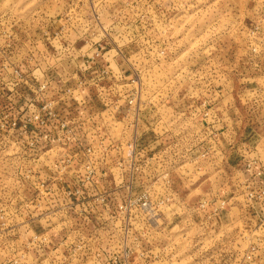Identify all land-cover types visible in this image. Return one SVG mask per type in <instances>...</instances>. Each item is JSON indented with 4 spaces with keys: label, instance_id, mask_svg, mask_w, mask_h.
Listing matches in <instances>:
<instances>
[{
    "label": "rangeland",
    "instance_id": "1",
    "mask_svg": "<svg viewBox=\"0 0 264 264\" xmlns=\"http://www.w3.org/2000/svg\"><path fill=\"white\" fill-rule=\"evenodd\" d=\"M46 82L47 96L72 85L85 113L101 102L127 112L136 96L140 146L151 123L184 187L160 180L165 153L155 164L128 154L134 118L106 119L91 139L104 154L83 153L77 111L65 138L25 129L22 102H41ZM231 130L246 147L227 145ZM249 148L264 159V0H0V264H237L245 253L264 264L261 224L242 209L250 180L230 168Z\"/></svg>",
    "mask_w": 264,
    "mask_h": 264
},
{
    "label": "built area",
    "instance_id": "2",
    "mask_svg": "<svg viewBox=\"0 0 264 264\" xmlns=\"http://www.w3.org/2000/svg\"><path fill=\"white\" fill-rule=\"evenodd\" d=\"M102 73H106V71H103ZM15 75L18 78H21V74L19 71H15ZM48 82L46 84H42L41 86L38 85L37 92L40 93L38 99L40 98L39 102H29L27 100L26 102H22V113L24 119L26 118L24 128H27L28 123L34 124L38 131L41 134V137L45 140H54L56 138V134L58 138L61 137V134H63V138H65L66 135H70L73 133L72 128L75 127V123L77 120H75L74 115L77 111V113H81V127L84 129V134L86 135V138L88 140V147L84 148V154H94V153H101L104 154L106 151V148L101 147H94L92 145L91 139H94L96 137H99L98 142L100 139H103L104 137V129L106 131L108 130V125L106 124V119H112L118 124H129V121L127 119L134 118L136 119V135L132 133L133 140L128 145V154L130 155H149L152 156L149 160L156 161V158H158V155L164 152H168L169 146L164 148V145L161 146L159 144L160 140L163 139V137L160 140H157L156 138H153L149 133V130L152 128V124H148L146 128L142 130V132L146 131V150L143 149V147L140 146L139 138L142 136H138V130L140 132L141 125L139 124L141 122V114H142V103L137 102L136 96H130V98L125 102L128 106L127 112L123 111V104L121 102L117 103H108V102H101L98 107L93 106L92 112L87 111L85 113V109L89 108L91 106V103L87 100H82V102H73L68 98V94L73 91L72 85H67V88L65 87L66 93H62L63 90H55L53 93L47 96L48 92ZM21 86H19L16 89H20ZM50 97V98H47ZM110 107H113V111L108 109ZM84 112V114H82ZM17 122L14 121L12 123V127H16ZM130 127V126H129ZM78 129V127H75ZM144 138V137H143ZM139 144V145H138ZM165 144V143H164ZM158 145V146H156ZM149 151H148V149ZM139 148V149H138ZM145 161V160H143ZM164 161V159H163ZM149 162V161H148ZM148 162L145 161V166L148 169ZM144 163V162H143ZM153 163V162H151ZM258 164L257 161H251L249 164V167L253 169V166H256ZM153 169V164L152 167ZM263 171H257L255 174H253L255 177H260L262 175ZM167 175L163 176L164 178ZM250 180V181H249ZM249 183H244V201L245 206L242 207V209L246 208V204L249 208V211L255 212L256 216L255 218L259 220L260 226L256 229L260 233H264V230L262 229L263 224V218H264V182H258L257 179H253V176H251L248 179ZM233 198V197H232ZM151 200V199H150ZM148 197L143 196L140 198H137L136 205L138 209L141 212H144L148 215L149 220L153 221L154 218H156L158 215L157 210L153 208V203L150 201ZM242 203V202H241ZM229 204L228 201L222 200L220 202V206L217 209V212H219V215H222V211L225 210V207ZM234 208H237V205H232ZM215 219L218 217V213H214ZM250 250H260L257 246H252ZM246 252V249L245 251ZM127 254V252H126ZM248 260H251V256L249 254ZM235 262L237 264H246V253L242 255L241 258L235 259ZM261 263V262H259Z\"/></svg>",
    "mask_w": 264,
    "mask_h": 264
},
{
    "label": "crops",
    "instance_id": "3",
    "mask_svg": "<svg viewBox=\"0 0 264 264\" xmlns=\"http://www.w3.org/2000/svg\"><path fill=\"white\" fill-rule=\"evenodd\" d=\"M230 106H231V102H229ZM232 121L233 123H235V120L232 118ZM239 122V121H238ZM234 128V127H233ZM212 133V132H210ZM228 135H230V138L227 140V145L231 146L232 148H234V146H236L237 149L240 148V146L242 147H246V137L244 138L245 140H242V138H237L236 136L238 135L237 134V131H228ZM229 137V136H228ZM239 142H244L242 145L239 143ZM253 150V149H252ZM251 148L248 149V152L246 153V155H243V154H240V155H237L236 152H234L230 157V161H231V165H230V168L235 170L236 168V164H237V168L240 172V174L242 175L243 178H250L251 176L255 177L253 174H255V172L257 171H260L262 170L263 173L260 177L256 178L257 181L259 182H264V159L262 158L261 154L260 153H256L257 151L253 150L252 151ZM252 152V153H251ZM165 153V158H164V164H161L162 168H163V171H165V175H169L171 178V181L169 180V184H166L167 186H165L164 183H167L165 182L166 180V177L163 179H160L161 181H163V184H164V187H174V186H178L180 187V184L182 185V187H184L185 185V182H184V178L183 177H175L174 174L172 175V171L170 169H168V165H169V162L171 160V157L167 155V152H164ZM201 153V152H198V154ZM253 155H257L258 156V164L256 166H253V169H251L249 167V164L251 162V158L253 157ZM199 156H197L198 158ZM249 157V159L247 158ZM170 158V160H169ZM169 161H167V160ZM166 161V162H165ZM156 161H153V164H155ZM160 168V167H159ZM158 168V169H159ZM183 168V167H182ZM170 170V171H169ZM168 171V172H166ZM242 172V173H241ZM180 173V172H179ZM181 174H183V171L181 172ZM164 175V176H165ZM173 178V180H172ZM227 198H229V196H227ZM176 199V198H174ZM233 198H231L230 200H232ZM229 200V204H231L232 202ZM170 201V200H169ZM226 210L223 212L222 211V216L225 217L226 215H228L227 211L230 209V206H229V209L228 208H225ZM231 209H234V207L231 206ZM235 214V212L233 213Z\"/></svg>",
    "mask_w": 264,
    "mask_h": 264
}]
</instances>
